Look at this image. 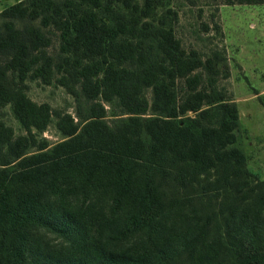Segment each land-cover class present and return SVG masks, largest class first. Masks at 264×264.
<instances>
[{"label": "trees", "instance_id": "1", "mask_svg": "<svg viewBox=\"0 0 264 264\" xmlns=\"http://www.w3.org/2000/svg\"><path fill=\"white\" fill-rule=\"evenodd\" d=\"M152 9L18 0L0 10V104L28 131L13 136L0 120V264H264V181L252 183L234 145L236 105L197 88L189 73L216 62L186 52L164 18L145 19ZM49 25L61 30L67 85L93 103L82 125L56 112L67 137L47 149L32 128L52 112L23 81L50 78ZM178 77L190 88L181 99ZM113 98L129 115L110 126L99 99Z\"/></svg>", "mask_w": 264, "mask_h": 264}, {"label": "rangeland", "instance_id": "2", "mask_svg": "<svg viewBox=\"0 0 264 264\" xmlns=\"http://www.w3.org/2000/svg\"><path fill=\"white\" fill-rule=\"evenodd\" d=\"M18 0H0V10ZM141 6L144 0H132ZM153 9L145 19L160 24L164 18L186 52L195 51L205 60L212 57L215 71L207 66L195 68L189 75L198 74V89L217 93L222 100L234 103L238 111L239 125L234 129V145L246 156V168L252 183L264 181V2H226L225 0H151ZM39 23V21H37ZM50 38L46 47L52 57L50 78L41 75L24 78L26 94L37 103H47L52 112L51 119L43 130L32 128L38 140L47 142V149L67 136L58 129L56 112H68L74 121L82 125L83 117L89 113L93 100L81 92H71L72 82L68 70L71 66L63 58L61 30L54 25L44 28ZM217 56V57H215ZM80 89L79 83H73ZM177 99L184 97L189 85L184 77H178L174 86ZM149 102L152 88H143ZM105 107L104 120L113 126L129 113L117 98L99 99ZM204 102L202 107H207ZM188 114H195L189 110ZM82 114V115H80ZM157 114L151 107L143 116ZM0 120L12 129L13 136L28 134L14 115L10 103L0 104ZM39 150L37 145L28 147L26 154ZM6 147L0 150V159Z\"/></svg>", "mask_w": 264, "mask_h": 264}]
</instances>
